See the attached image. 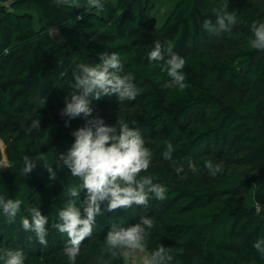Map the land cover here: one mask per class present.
I'll list each match as a JSON object with an SVG mask.
<instances>
[{
	"label": "trees",
	"instance_id": "trees-1",
	"mask_svg": "<svg viewBox=\"0 0 264 264\" xmlns=\"http://www.w3.org/2000/svg\"><path fill=\"white\" fill-rule=\"evenodd\" d=\"M101 2L102 10L88 0H0V138L8 158L0 170V196L23 202L14 222L0 210V249L22 250L24 264H71L63 251L67 236L54 225L69 199L68 187L80 181L58 167L56 157L71 147L72 133L86 120H69L60 111L73 91L77 65H95L99 53L114 52L124 65L121 75H133L139 94L133 101H93L88 119L100 117L118 132L122 116L162 160L171 143L168 161L185 171L180 178L165 167L140 174L167 188L164 200L150 196L147 205L113 212L104 202L75 264H128L119 253L113 256L104 240L113 225L128 227L141 217L154 221L147 238L150 254L163 244L172 251L170 264H264L253 247L264 237V51L249 43L252 22L264 23V0H228L237 24L218 34L203 23L215 22L214 10L225 0ZM218 37L230 42L222 57L209 47ZM157 40L185 59L183 91L166 86L171 78L162 62L149 61ZM224 82L237 90L229 100ZM37 118L40 128L29 133ZM25 155L37 164L27 176L20 174ZM189 160L198 171L188 167ZM206 160L222 170L210 174ZM45 164L53 167L55 179ZM34 207L48 218L46 246L22 229L21 217L30 218Z\"/></svg>",
	"mask_w": 264,
	"mask_h": 264
},
{
	"label": "clouds",
	"instance_id": "clouds-1",
	"mask_svg": "<svg viewBox=\"0 0 264 264\" xmlns=\"http://www.w3.org/2000/svg\"><path fill=\"white\" fill-rule=\"evenodd\" d=\"M59 2V0H58ZM88 5L103 9L101 0H88ZM215 22L205 20L203 27L212 33L231 32L237 24V15L228 10V0L219 9L214 10ZM83 16H77V20ZM250 30L253 39L249 41L251 47L264 51V23L252 22ZM99 62L95 65L79 64L73 73L70 99L65 97L64 107L60 111L61 117L69 120L83 117L84 127L74 131V143L65 152L56 157L58 167H66L73 177L80 183L70 185L67 189L69 199L58 212V222L54 227L58 233L67 236L64 254L71 264H75L80 255L82 243L93 233L96 217L102 215L101 205L107 202L106 211L130 209L133 205H147L150 196L158 200L166 198L167 188L150 175L141 176L147 172L152 163V152L145 147L144 139L138 128L131 126L122 116L118 115L119 131L113 126L105 125L100 117L92 116L93 101L104 97H116L118 101H133L139 94V89L133 82L132 74L121 73L124 65L117 53L102 52L98 54ZM150 62H162V70L166 71L171 82L167 87H175L181 91L188 87L183 72L185 59L173 52L171 45L165 47L158 40L154 41L149 52ZM67 124V121H66ZM135 124V121L132 122ZM40 128L39 118L33 119L28 132ZM173 147L168 143L164 152V159L172 160ZM37 164L27 155L23 157V167L20 174L27 176ZM50 179H55L56 172L52 166L45 164ZM188 167L198 171L197 165L191 160ZM210 174L216 175L222 170L221 164H214L211 160L204 162ZM183 168H177V172ZM86 193L81 200V193ZM20 199H5L0 196V210L9 222H14L21 210ZM82 209V210H81ZM30 218L21 217L22 229L34 233L40 245L46 246L48 236V218L41 214L39 208L29 209ZM154 227V221L148 217H141L140 222L128 227L113 225L106 234L104 244L113 255L133 257L138 252H144L147 238ZM254 249L264 257V237H259L253 244ZM24 254L20 249H0V261L3 264H24ZM173 254L170 248L160 244L149 256L144 257L143 264H170Z\"/></svg>",
	"mask_w": 264,
	"mask_h": 264
},
{
	"label": "rangeland",
	"instance_id": "rangeland-1",
	"mask_svg": "<svg viewBox=\"0 0 264 264\" xmlns=\"http://www.w3.org/2000/svg\"><path fill=\"white\" fill-rule=\"evenodd\" d=\"M148 28L150 29V27ZM210 46L215 49L218 57H222L223 55L228 53L230 42L226 40L224 37H218L216 40L211 41L209 47ZM221 88L226 97V100L233 98L237 93L236 88L231 83L228 82H224L221 85ZM0 148L3 153L2 160L0 161V170H1L8 165V158L6 155V142L2 138H0ZM163 167L170 169L175 174V176L179 178L183 177L185 168L182 164L178 162L162 160L157 154L152 153V163L149 168H163ZM180 167H182L183 170L177 172V168ZM149 255H150V251L148 247H146L144 252H138L133 257H125V258L128 264H143L144 257Z\"/></svg>",
	"mask_w": 264,
	"mask_h": 264
}]
</instances>
